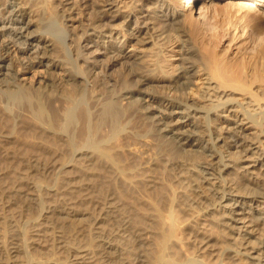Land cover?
Instances as JSON below:
<instances>
[{
    "label": "bare ground",
    "instance_id": "bare-ground-1",
    "mask_svg": "<svg viewBox=\"0 0 264 264\" xmlns=\"http://www.w3.org/2000/svg\"><path fill=\"white\" fill-rule=\"evenodd\" d=\"M16 1L0 137L33 155L0 184V264H264V0ZM154 145L170 175L139 172Z\"/></svg>",
    "mask_w": 264,
    "mask_h": 264
},
{
    "label": "rangeland",
    "instance_id": "rangeland-1",
    "mask_svg": "<svg viewBox=\"0 0 264 264\" xmlns=\"http://www.w3.org/2000/svg\"><path fill=\"white\" fill-rule=\"evenodd\" d=\"M5 1V3H6V0H3V2ZM56 1H61V2H63L64 0H56ZM4 3V4H5ZM7 3L8 4H14V3H17V1L16 0H7ZM65 4V3H64ZM4 6V5H3ZM2 6V8L0 7V9L1 10H3V11H1V13H0V17L1 18H5V17H7V11H10V9H6V7H3ZM6 10V11H5ZM73 15H75L76 14V10H74L73 9V12H71ZM68 14V13H67ZM15 20V18H13V21ZM68 21H70L69 19H68ZM69 25L71 26V23H69ZM12 28H17V27H13L12 26ZM4 29V28H3ZM10 28H9V26H7V24L5 25V30L7 31V35H10V34H12V33H16V36L18 37V38H20L21 37V39H20V41H23L24 39H26L25 37H26V33H23V34H21V35H19L18 34V32L19 31H15V32H13V31H9L10 33H8V30H9ZM36 29V28H35ZM34 29V27H31L30 29H29V32H30V36H28L27 35V39L25 40V43L27 44L28 43V49L27 50H30L33 46H34V44L36 43V42H38L37 40H39V43L40 44H43V38H44V36L43 35H38V32L36 33V30ZM24 34H25V37H24ZM90 34V33H89ZM24 38H23V37ZM11 37H13V36H11ZM15 38L14 37V39H18V38ZM46 38H48L47 36H45ZM7 39V38H6ZM5 39V40H6ZM10 39V38H9ZM8 39V42H10V40ZM0 41H1V39H0ZM7 44H6V43ZM5 42H2V43H0V46L1 45H3V46H1V49H0V54L2 53V55L3 56H5L3 53V51L6 49V48H8V47H10L11 45H9L8 44V42H7V40L5 41ZM31 42H33V44L31 43ZM3 43H5V46H4V44ZM44 47L46 48V50H50V44L49 43H44ZM43 46V45H42ZM3 48V49H2ZM40 49H42V48H40ZM2 50V51H1ZM30 54H32L31 52H29ZM39 58H42V56L41 57H39ZM42 59H44V58H42ZM172 59L173 60H176L177 59V57H172ZM45 60H46V58H45ZM45 60H44V62H45ZM8 61L7 60H3V62H2V60L0 61V78L2 79V77L3 76H5L6 75V71H8V69H10L9 71H12V69L10 68V67H8L7 65H9L8 63H7ZM33 62L34 63H36L37 62V60L36 59H34L33 60ZM14 64V65H13ZM12 64V66H13V69H15V70H17V64L14 62ZM53 64L51 63V64H49L48 65V67H50V68H53ZM7 67V68H6ZM42 69H44V67L42 68H39V70H42ZM49 69V68H48ZM58 71H56V73H57ZM2 76V77H1ZM4 78V77H3ZM0 134H1V132H0ZM4 134H7V133H4ZM28 134H29V132H28ZM31 134V133H30ZM29 134V135H30ZM24 136H26V133H25V131H22V130H18L17 132H15V137H24ZM26 137H30V136H26ZM3 149H7V151L4 153L3 152ZM27 149H26V147L25 146H23V145H21V144H19L18 143V141L17 142H15V141H11V142H4L3 141V138L2 137H0V156H5V157H8L9 159H7V160H1V158H0V184L2 185V186H4V188L6 189V190H8V191H13V190H18L19 188L13 183V180L11 179V177L13 176V174L14 175H17V173L19 172V170H16L15 172H14V170H15V168H21L20 167V164H21V162H16L15 160L20 156V155H26V156H31V155H33V154H30L29 152H27L26 151ZM5 154V155H4ZM166 154H167V151L163 148V147H161V146H158V145H154V147L152 148V149H150V150H148V151H146V153L145 154H143V156L141 157V160H140V162L141 163H143L144 164V168L142 169V170H140L139 172H141V173H147L148 171H151V167H146V165H145V163L147 164L148 162L147 161H153V162H158V164L161 166V165H164L165 164V162L166 161H164V159H165V157H166ZM205 155H207V154H205ZM32 163V165L34 166V167H40L41 165H42V163L43 162H31ZM121 163V162H120ZM70 163H68V165H66V166H64L63 168H60V169H55L54 170V177H56V178H61V177H63L64 176V173H66L67 171H70ZM165 166V165H164ZM165 169H166V174L167 175H170L171 174V170H170V168H169V166H165ZM54 188L55 187H53V188H50V189H45V188H39V190L42 192V193H44V192H46V193H51L50 191H53L54 190ZM38 189L36 188V191H37ZM70 199V200H69ZM54 200V199H53ZM53 200H51V201H53ZM74 200L73 199H71V198H68V197H66V199L63 201V203L62 202H59V200H56L54 203L55 204H59V203H62V204H59V208H65L66 207V204L65 203H72ZM81 209H85L84 208V206H81L80 207ZM8 207L5 205V204H2V203H0V216H2V217H6L7 216V213H8ZM98 214V210H96L95 209V211H93V215L91 216V217H89L88 216V218L87 217H85V216H82L81 218H82V223L83 224H85V223H87V224H89L90 226H92L93 227V223H94V221H93V217L94 216H96ZM87 216V215H86Z\"/></svg>",
    "mask_w": 264,
    "mask_h": 264
}]
</instances>
